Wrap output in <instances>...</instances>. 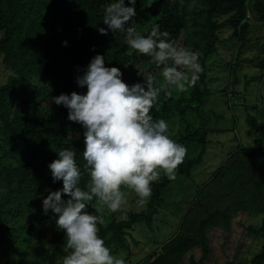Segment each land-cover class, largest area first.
<instances>
[{
  "label": "rangeland",
  "instance_id": "1",
  "mask_svg": "<svg viewBox=\"0 0 264 264\" xmlns=\"http://www.w3.org/2000/svg\"><path fill=\"white\" fill-rule=\"evenodd\" d=\"M150 2L142 0L140 7H147ZM248 16L251 41L246 48L240 49L237 39L231 36V29L223 28L217 52L205 60L204 66L199 60L201 70L204 68L206 71L208 86L203 103L195 104L201 112L187 113L182 117L178 114L156 117L167 121L168 134L175 141L188 123H191L190 132L200 127L201 133H205L206 145L185 143L187 151L184 159L198 157L203 149L206 151L190 175H176L175 181L164 189L165 202L156 215L154 230L136 223L125 236L127 246L111 251L124 259L126 264H142L147 254L160 250L162 243L184 225H198L210 212L214 216L205 222L208 253L205 255L202 246L195 247L184 255L179 264H250L251 259L261 252L264 243V157L251 153L264 145V139L251 129L247 117L251 114L264 125V70L256 66L258 59L264 57L261 50L264 25L253 13ZM156 20L157 17L140 14L134 18L133 26L143 34ZM195 39L196 35L189 36L183 30L175 46L193 50L199 57L202 52L194 47ZM253 57L257 58L249 60ZM148 67L146 62L127 65L125 83L131 85L138 79L144 81L147 75H151L157 84L162 82L161 71L149 73ZM200 73L195 83L186 86V97H190L197 83L203 87L199 82ZM11 74L0 54V85ZM51 84V80L42 76L33 77L11 98L13 107H33L39 102L38 92ZM174 92L176 98L180 97L181 91ZM47 112L42 107L41 111L34 113L41 117ZM7 145L10 151L11 145ZM3 153L1 150L0 154ZM7 156L0 163V264H35L44 252L33 238L30 225L38 224L41 229H47V244L50 243L51 220L58 218V214L51 210L45 214L42 200L49 191L63 187L62 181L53 182L48 167L58 156H52L39 172H25L20 167L19 163L25 160V155L16 158L11 152ZM163 177L161 173L160 179ZM124 190L128 203L120 210L112 212L106 206L98 205L103 221L129 219L130 213H140L146 208L145 204L136 202L134 191ZM63 198L68 197L65 194ZM217 210L218 213L214 212ZM64 257L59 263H63Z\"/></svg>",
  "mask_w": 264,
  "mask_h": 264
},
{
  "label": "trees",
  "instance_id": "2",
  "mask_svg": "<svg viewBox=\"0 0 264 264\" xmlns=\"http://www.w3.org/2000/svg\"><path fill=\"white\" fill-rule=\"evenodd\" d=\"M111 2L112 0H0V54L3 64L12 71L8 80L0 85V151H4L3 155L0 154V163L11 152L16 158L23 154L26 158L20 161V167L25 172H39L52 156H58L56 151L70 147L76 152L77 164L83 172L86 163L83 159L84 129L79 123L68 120L67 108L55 104L50 97L61 93L71 94L73 91L86 92V86L80 87L76 78L82 75V69L97 53L104 56L107 68H116L123 73L124 83L127 65L130 63L146 62L149 63L147 72L161 71L149 55L136 50L130 51L123 43V35L113 37L110 30L108 34L99 32L100 27L107 28L103 23V10ZM141 2L142 0H137L135 18L144 13L157 17L156 22L143 35H148L154 24H158L162 32L168 33L167 37L162 38L174 44L183 30L189 36L196 35L193 45L202 52L198 59L203 66L205 60L217 52L223 28L231 29V36L237 39L239 48L243 50L251 41L249 13H253L264 25V0H151L147 7H140ZM64 41H67L66 45ZM261 50L264 52V44L261 45ZM256 66L264 70V57L258 59ZM40 76L51 80L52 84L38 92L39 102L33 107L14 108L11 98L17 90L29 84L33 77ZM137 81L143 82L142 79ZM199 82L203 87L197 83V87L190 92V97L184 95L187 88L179 91L181 95L178 98L175 97L174 90L171 96L162 92L158 107L154 106L152 109L153 117L164 118L172 114L182 117L187 113L201 112L195 104L201 105L208 92L204 68ZM42 107L48 112L45 116L37 117L34 112L41 111ZM247 121L251 129L264 139V125L251 114H248ZM190 127L191 123H188L176 142L182 145L189 142L206 145L205 133H201L200 127L193 132H190ZM7 144L11 145L10 151ZM205 151L203 149L198 157L184 159L178 166L177 175H190L192 169L202 161ZM251 154L264 157V145ZM88 179L84 174L82 188ZM174 181L175 179L170 180L166 175L154 181L151 195L144 203L146 208L140 213L132 212L129 219L113 218L110 222L103 221L98 225V234L111 251L127 246L125 236L136 223L145 224L150 231L154 230L156 215L165 202L163 191ZM135 198L137 201V196ZM88 211L89 214L99 215L98 210L94 212L91 206ZM213 216L214 213L210 212L198 225H184L162 243L160 250L147 254L142 264H179L188 251L199 246L203 247L206 255L209 251V238L205 222H209ZM56 219L51 220L49 244V231L41 229L38 224L30 225L33 238L44 252V256L37 259L35 264H63L59 261L69 254L64 250L65 231L57 227ZM262 236L264 239V233ZM250 264H264V243L261 252L251 259Z\"/></svg>",
  "mask_w": 264,
  "mask_h": 264
},
{
  "label": "clouds",
  "instance_id": "3",
  "mask_svg": "<svg viewBox=\"0 0 264 264\" xmlns=\"http://www.w3.org/2000/svg\"><path fill=\"white\" fill-rule=\"evenodd\" d=\"M136 4L137 0H112L103 10L107 28L98 30L102 34L110 30L113 37L123 35L127 47L149 55L161 68L162 82L157 84L147 75L143 82L126 84L123 73L107 68L104 56L97 53L76 78L86 92L50 97L67 108L68 120L81 125L85 141L83 172L70 147L56 151L58 158L48 165L53 182L62 181L63 187L49 191L42 208L45 214L49 210L58 214L56 225L65 231L69 254L63 264H126L98 234L103 220L89 214V206L94 212L98 205L116 212L128 203L124 189L134 191L136 202L143 205L152 183L161 173L174 180L186 155V146L168 134L167 121L151 113L162 92L171 96L173 90L183 91L195 83L201 71L198 53L163 39L168 33L158 24L152 25L148 35L138 32L133 26ZM84 174L89 179L82 188Z\"/></svg>",
  "mask_w": 264,
  "mask_h": 264
}]
</instances>
